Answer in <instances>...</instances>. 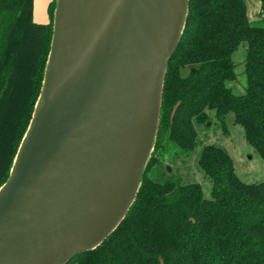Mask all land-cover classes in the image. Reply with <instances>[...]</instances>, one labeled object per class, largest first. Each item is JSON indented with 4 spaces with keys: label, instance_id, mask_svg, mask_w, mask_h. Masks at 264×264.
<instances>
[{
    "label": "water",
    "instance_id": "obj_1",
    "mask_svg": "<svg viewBox=\"0 0 264 264\" xmlns=\"http://www.w3.org/2000/svg\"><path fill=\"white\" fill-rule=\"evenodd\" d=\"M188 3L55 0L41 91L0 187V264H68L124 220Z\"/></svg>",
    "mask_w": 264,
    "mask_h": 264
},
{
    "label": "trees",
    "instance_id": "obj_2",
    "mask_svg": "<svg viewBox=\"0 0 264 264\" xmlns=\"http://www.w3.org/2000/svg\"><path fill=\"white\" fill-rule=\"evenodd\" d=\"M264 13V0H258ZM48 23L33 20V0H0V187L7 181L39 97L52 39ZM245 44V93L232 57ZM225 119L243 131L264 162V22L253 25L242 0H189L185 29L168 62L159 126L135 201L117 229L95 250L68 264H264V180L246 184L218 146L205 145L197 165L210 184L154 173L156 152L190 155L194 125ZM153 175V176H152Z\"/></svg>",
    "mask_w": 264,
    "mask_h": 264
},
{
    "label": "rangeland",
    "instance_id": "obj_3",
    "mask_svg": "<svg viewBox=\"0 0 264 264\" xmlns=\"http://www.w3.org/2000/svg\"><path fill=\"white\" fill-rule=\"evenodd\" d=\"M41 1L44 3L48 0ZM36 12L34 20L44 23L47 17L46 8L40 10V12L36 9ZM245 49V44H242L234 53L232 60L235 65L236 79L226 84L236 95L244 94L246 88V79L243 74ZM208 115L210 120L206 123L194 125L197 144L193 152L186 156L166 145L167 149L164 153L156 152L154 155V158L157 160L154 166L156 169L154 173L157 172L164 179L172 178L173 180H179L184 185L196 184L201 188L203 196L208 199L210 197V184L198 168L197 161L203 146L214 145L226 151L233 162L236 175L242 182L246 184L262 182L264 180V162L245 142L242 129L239 126L232 125V115H228L225 119V131L222 130L220 124L213 118L212 113H208ZM167 168L170 169V172H167Z\"/></svg>",
    "mask_w": 264,
    "mask_h": 264
},
{
    "label": "crops",
    "instance_id": "obj_4",
    "mask_svg": "<svg viewBox=\"0 0 264 264\" xmlns=\"http://www.w3.org/2000/svg\"><path fill=\"white\" fill-rule=\"evenodd\" d=\"M41 0H33V20L37 14L36 9L40 12V10H44L46 8V21L44 23L40 22H35L39 24H47L48 23V6L52 2L51 1H46L44 3H40ZM245 8H246V17L247 20L250 24H256L259 22H264V15H262L261 10V5L258 0H242ZM42 8V9H41Z\"/></svg>",
    "mask_w": 264,
    "mask_h": 264
}]
</instances>
